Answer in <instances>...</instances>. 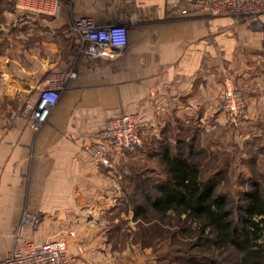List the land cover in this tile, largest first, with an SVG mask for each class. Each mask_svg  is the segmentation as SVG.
I'll list each match as a JSON object with an SVG mask.
<instances>
[{
	"label": "crops",
	"instance_id": "0c3cea01",
	"mask_svg": "<svg viewBox=\"0 0 264 264\" xmlns=\"http://www.w3.org/2000/svg\"><path fill=\"white\" fill-rule=\"evenodd\" d=\"M176 1L96 0L97 12L106 13L99 20L124 27L126 45L115 58L80 62L39 132L23 117L0 131V236H12L27 208L47 221L33 239L32 229H26L29 240L43 243L56 234L50 221L68 211L62 205L72 212L70 205L85 203L94 190L114 186L82 151L108 119L137 113L144 129L157 128L173 115L196 120L199 109L213 107L220 62L240 76L244 91L261 92L264 99V43L232 17L211 18L188 8L190 13L175 19L170 8ZM23 71L6 68V85L27 91L18 78ZM29 84L33 89V81ZM37 99L38 94L30 103ZM251 107L264 109V103ZM9 246L0 249L6 252ZM109 248L89 247L74 258L69 255L75 264H157L151 248H117L112 257Z\"/></svg>",
	"mask_w": 264,
	"mask_h": 264
},
{
	"label": "rangeland",
	"instance_id": "374dc122",
	"mask_svg": "<svg viewBox=\"0 0 264 264\" xmlns=\"http://www.w3.org/2000/svg\"><path fill=\"white\" fill-rule=\"evenodd\" d=\"M194 2L177 0L170 8V15L177 19L190 13L188 8L198 11ZM57 3L60 11L54 17L21 12L17 8V0H0V131L13 128L18 117L29 122L27 104L55 72L70 70L69 73H74L72 71L77 70L83 60L95 63L96 59H102L86 55L74 32L75 23L83 17L91 18L96 24L108 25L106 21L99 20L106 13L97 12L96 0H57ZM230 19L246 24L248 35L264 43V13L256 19L246 18L250 22L243 17ZM16 67L24 70L18 78L27 91L6 85L3 76L6 68ZM261 68L264 72V63ZM217 71L212 108L199 109L196 120H191L189 115L181 119L173 115L157 128L144 129L141 119L143 145L135 152L118 150L113 155L112 172L96 165L114 181V186L109 190H94L85 203L70 205L72 212H68L69 205H62L68 211L61 212V216L50 221L56 234L46 236L42 241L48 238L66 240L73 258L89 247H111V257L117 248H151L153 254L152 247H157L158 257L168 252L167 259H157V264H211L210 259L217 261L214 264H223L226 254L212 247H196L194 238L197 234L193 229L184 234V216L161 218L150 214L151 224L134 219L135 207L143 201L138 190L139 182L146 183L153 192L154 182L165 178L161 159L165 149L180 152L200 163L207 184L226 195L235 206L240 204L241 195L250 189L252 182L257 181L264 187V109L251 107L253 102L262 106L263 95L261 92L251 94L244 91L240 76L234 75L227 63L220 62ZM29 81H33V89L31 84L26 85ZM227 82L240 91L245 101L248 119L240 126L232 125L223 109L222 97ZM209 94L211 96V92ZM251 117H256L257 124L251 122ZM25 210L28 213L22 214L12 236H0V247L10 245L6 252L0 249V264L12 249L15 232L24 221L25 214H35L27 208ZM35 215L40 223L30 228L34 233L29 237L32 239L47 222L43 214ZM155 221L157 226L153 224Z\"/></svg>",
	"mask_w": 264,
	"mask_h": 264
},
{
	"label": "built area",
	"instance_id": "2783aa9c",
	"mask_svg": "<svg viewBox=\"0 0 264 264\" xmlns=\"http://www.w3.org/2000/svg\"><path fill=\"white\" fill-rule=\"evenodd\" d=\"M192 1V0H187ZM200 11L213 17H240L256 19L264 13V0H193ZM21 12L57 17L60 11L57 0H17ZM74 32L89 57L115 58L126 45L125 28L114 24L98 25L89 17L75 23ZM264 53V47H263ZM74 73L52 75L44 83L35 103L27 104L30 128L39 132L57 105L60 91ZM223 109L230 123L240 126L248 119L245 101L231 82L226 83L222 97ZM143 145L141 118L136 113H126L108 119L95 140L83 144L84 154L98 167L112 172L113 155L118 150L128 153ZM24 221L15 232V243L3 264H75L68 251L66 240L51 239L43 243L31 241L26 229L36 227L40 219L35 214H25ZM73 234V233H71Z\"/></svg>",
	"mask_w": 264,
	"mask_h": 264
},
{
	"label": "trees",
	"instance_id": "16d2710c",
	"mask_svg": "<svg viewBox=\"0 0 264 264\" xmlns=\"http://www.w3.org/2000/svg\"><path fill=\"white\" fill-rule=\"evenodd\" d=\"M161 156L165 178L154 182L153 192L139 182L143 201L137 203L134 219L151 224L150 214L161 218L184 216V234L193 229L196 247H212L226 254L223 264H264V187L252 182L235 206L207 184L200 163L169 149ZM153 224L157 226L158 222ZM152 248L156 259H167L168 252L158 257L157 247ZM210 262L217 263L215 259Z\"/></svg>",
	"mask_w": 264,
	"mask_h": 264
}]
</instances>
